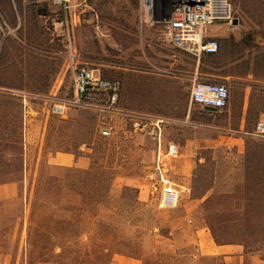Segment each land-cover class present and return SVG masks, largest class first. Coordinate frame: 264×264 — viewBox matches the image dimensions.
I'll return each instance as SVG.
<instances>
[{
	"label": "rangeland",
	"instance_id": "1",
	"mask_svg": "<svg viewBox=\"0 0 264 264\" xmlns=\"http://www.w3.org/2000/svg\"><path fill=\"white\" fill-rule=\"evenodd\" d=\"M231 1L236 14L238 5ZM88 17L94 19L90 24L85 22ZM236 19L237 24L216 23L223 24L225 29L224 38H217L218 55L197 57L163 41L161 26L153 22L142 0H69L67 7L57 6L51 0H0V88L13 90L22 97L28 181L43 170L60 174L61 166L48 163L57 152L75 151L87 158V167L99 159L100 155L92 149L79 147L87 138L88 125L93 123L89 139L95 148L103 143L107 165L129 166L121 159V151L133 147L137 153L134 166L139 169L138 176L117 177L115 188L121 189L126 181H132V186L141 191L147 182L145 175L155 156V141L144 133L134 132L133 146H129L128 120L121 110L69 104L74 96L77 70L84 64L106 78L122 82L123 106L174 120L163 125L165 140L182 137L187 126L184 122L190 120L207 125L210 133L217 128L226 141L238 129L253 132L264 113V66L254 72L260 80H248L249 49L244 48L242 39L251 26L246 14ZM197 82L226 84L231 91L227 107L209 112L193 104L191 91ZM59 105L66 106L63 114L55 111ZM104 130L110 134L103 135ZM102 136L105 140L94 142ZM232 151L223 145L201 150L199 156L203 161L195 164L193 176L175 177L179 185L189 187L175 208L158 207L149 199L146 189L139 193L142 200L155 207L161 224L171 229L174 238L171 248L190 245L196 226L204 224V215L211 213L206 209L213 207L210 200L223 199L224 195L207 188L214 173L217 185L233 180L234 166L245 146L242 153L234 155ZM198 169L201 187L196 189L202 200L192 199ZM14 185L13 195L0 199L6 203L0 216L11 214L18 201V185ZM206 198L207 205L203 203ZM25 241L26 226L18 225L6 237L1 235L0 243L5 246H0V264H29ZM243 264H251L250 259L245 257Z\"/></svg>",
	"mask_w": 264,
	"mask_h": 264
},
{
	"label": "trees",
	"instance_id": "2",
	"mask_svg": "<svg viewBox=\"0 0 264 264\" xmlns=\"http://www.w3.org/2000/svg\"><path fill=\"white\" fill-rule=\"evenodd\" d=\"M234 1L238 5L235 19L246 14L251 26L248 32L260 35L258 43L249 38V33L242 39L244 48L249 49L248 77L253 52H256L255 71L264 66V0ZM21 98L13 90L0 88V185H18V201L12 213L0 216V236L6 237L18 225L26 226L29 264L35 261L113 264L116 254L140 259L142 264H227L224 256L200 255L192 246L171 248L174 240L171 229L161 224L155 207L142 200L138 188L128 184L121 189L115 188L117 177L138 176L130 116L134 109L128 108L126 130L130 133L129 146L132 148L121 149V159L130 163L129 166L106 164L103 154L107 149L103 143L95 148L90 142L94 129L91 123L86 129L87 138L79 147L84 145L92 149L100 155L99 159L87 168L60 167V174L43 170L28 181ZM117 106L124 109L121 98ZM244 131L245 152L234 166L233 180L217 185V173H214L207 191L221 193L224 197L220 201L210 200L213 207L206 209L211 213L205 214L203 220L218 245L235 244L243 248L244 254L258 253L264 257V140ZM104 138L94 142H102ZM66 152L81 156L75 151ZM200 173L198 169L193 179L194 200H202L196 189L200 186ZM5 204L0 201V209ZM0 246L5 245L0 243Z\"/></svg>",
	"mask_w": 264,
	"mask_h": 264
},
{
	"label": "built area",
	"instance_id": "3",
	"mask_svg": "<svg viewBox=\"0 0 264 264\" xmlns=\"http://www.w3.org/2000/svg\"><path fill=\"white\" fill-rule=\"evenodd\" d=\"M57 6H68L69 0H51ZM143 8L150 12L153 22L162 28V39L170 46L200 57L215 54L220 50L218 39L208 34L209 27L216 23H232L235 10L231 0H142ZM122 82L106 78L84 64L76 73L74 96L70 105L118 109ZM231 91L224 83L197 82L191 91V102L201 107L212 106L222 110L227 107ZM66 106H56L55 111L63 114ZM131 127L136 133H144L156 143L151 168L148 169L141 187L148 191V197L158 207L172 209L178 205L183 192L189 187L179 185L173 175V167L180 157L176 142L165 141L164 117L132 114ZM103 135L110 134L104 130ZM252 135L264 140V119H260Z\"/></svg>",
	"mask_w": 264,
	"mask_h": 264
},
{
	"label": "crops",
	"instance_id": "4",
	"mask_svg": "<svg viewBox=\"0 0 264 264\" xmlns=\"http://www.w3.org/2000/svg\"><path fill=\"white\" fill-rule=\"evenodd\" d=\"M90 6H88L89 8ZM78 12V11H77ZM93 17H88L85 22L88 24L93 21ZM224 27L223 24H214L209 27L208 34L214 36L216 39H223L224 37ZM248 31L245 35H248ZM104 36V34H103ZM260 35L257 33H253L249 38L255 41V43L259 42ZM256 52H253L251 55V60L248 68V80L255 81L256 76L255 72V58ZM199 67V64H198ZM251 88L249 85L248 95L251 94ZM129 109L124 107L121 109L124 115L129 116ZM205 110V108L203 109ZM134 114L147 115L151 117L159 116L155 113H149L141 110H135ZM207 111V110H205ZM210 112V111H209ZM133 114V113H132ZM190 114V113H189ZM132 116V115H130ZM160 117V116H159ZM168 123H174V120L170 118H166ZM260 119H264V113L261 115ZM259 119V120H260ZM187 124L185 127V133L182 137L175 139L174 137H167L165 141H173L176 142L180 147V157L176 160L173 167V175L184 176L186 179H190L194 173V166L198 162H202L203 158L199 156V153L203 149H215L219 146H226L227 148L236 149L237 152H244L245 146V137L246 131L243 129L237 130L235 135L227 136L226 138H230V141H226L225 136H223L220 132H217V128L214 129L212 133L208 131L210 127L205 124L194 122V121H185ZM209 134V135H208ZM212 134V135H211ZM234 152V151H232ZM236 152V151H235ZM236 152V153H237ZM48 163L53 166H61V167H87L88 160L84 157H77L74 153L71 152H57L52 154L48 160ZM127 184L133 185L132 181H126ZM15 191L14 183L2 184L0 185V199L8 198L13 195ZM194 221V219H190V222ZM193 248H196L197 252L200 255L210 256V255H222L224 256L227 264H243V259L248 257L250 259L251 264H264V257L261 254H244L243 248L241 246L235 244H224L218 245L208 228V226L204 223H201L196 226V231L194 234V240L192 243H188ZM114 262L116 264H142L140 259L131 258L128 256H124L121 254H116L114 256ZM238 261V263H237Z\"/></svg>",
	"mask_w": 264,
	"mask_h": 264
},
{
	"label": "water",
	"instance_id": "5",
	"mask_svg": "<svg viewBox=\"0 0 264 264\" xmlns=\"http://www.w3.org/2000/svg\"><path fill=\"white\" fill-rule=\"evenodd\" d=\"M233 23H234V24H237V23H238V20L235 19V20L233 21ZM204 108H205V110L210 111V112H218V108H216V107L206 106V107H204Z\"/></svg>",
	"mask_w": 264,
	"mask_h": 264
}]
</instances>
